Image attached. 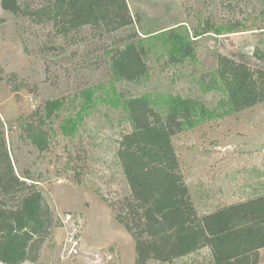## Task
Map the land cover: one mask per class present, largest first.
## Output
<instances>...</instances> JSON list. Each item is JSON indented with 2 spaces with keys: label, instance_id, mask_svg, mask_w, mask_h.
I'll return each instance as SVG.
<instances>
[{
  "label": "rangeland",
  "instance_id": "1",
  "mask_svg": "<svg viewBox=\"0 0 264 264\" xmlns=\"http://www.w3.org/2000/svg\"><path fill=\"white\" fill-rule=\"evenodd\" d=\"M3 1L0 117L17 172L37 181L55 219L35 264H135V241L116 219L131 196L118 152L134 129L127 104L135 98L164 119L174 108L195 112L173 145L200 215L264 194V103L235 111L218 79L221 56L264 69L256 58L264 0H127L134 23L113 32L65 31L44 16L53 0H17V13ZM128 42L147 51L148 74L138 81L113 69ZM34 111L48 142L22 130L20 117ZM72 236L77 255L69 254ZM149 264L215 263L203 249Z\"/></svg>",
  "mask_w": 264,
  "mask_h": 264
},
{
  "label": "trees",
  "instance_id": "2",
  "mask_svg": "<svg viewBox=\"0 0 264 264\" xmlns=\"http://www.w3.org/2000/svg\"><path fill=\"white\" fill-rule=\"evenodd\" d=\"M3 7L18 12L17 0H4ZM46 10L44 16L65 31L90 25L113 32L134 23L127 0H53ZM241 28L237 23L229 30L234 33ZM128 43L113 55V69L121 79L138 81L148 74L147 51L135 42ZM256 58L264 61V52H258ZM218 79L235 111L264 103V69L221 56ZM127 107L134 129L123 136L118 158L131 196L124 199L116 219L135 241V264L167 263L203 249L211 251L215 264H260L264 250V194L204 215L192 201L173 145V138L184 126L193 124L192 107L174 108L166 119L143 98L130 100ZM20 121L27 139L48 142L49 133L43 129L45 120L38 111L20 117ZM38 186L28 172H17L0 117L2 264L37 263L53 231L54 214Z\"/></svg>",
  "mask_w": 264,
  "mask_h": 264
},
{
  "label": "built area",
  "instance_id": "3",
  "mask_svg": "<svg viewBox=\"0 0 264 264\" xmlns=\"http://www.w3.org/2000/svg\"><path fill=\"white\" fill-rule=\"evenodd\" d=\"M67 242L71 245V247L69 249V254L77 255L79 253V250H78L79 240L76 238V236L75 237L72 236L71 238L68 239ZM262 259L263 260L260 264H264V252L262 254Z\"/></svg>",
  "mask_w": 264,
  "mask_h": 264
},
{
  "label": "crops",
  "instance_id": "4",
  "mask_svg": "<svg viewBox=\"0 0 264 264\" xmlns=\"http://www.w3.org/2000/svg\"><path fill=\"white\" fill-rule=\"evenodd\" d=\"M264 250L261 251V254H263ZM263 260V259H262ZM262 262V261H261Z\"/></svg>",
  "mask_w": 264,
  "mask_h": 264
}]
</instances>
